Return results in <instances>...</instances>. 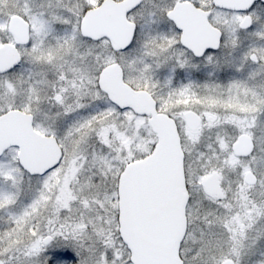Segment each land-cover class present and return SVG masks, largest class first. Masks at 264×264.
I'll list each match as a JSON object with an SVG mask.
<instances>
[{
    "label": "snow or ice",
    "instance_id": "6c2138e0",
    "mask_svg": "<svg viewBox=\"0 0 264 264\" xmlns=\"http://www.w3.org/2000/svg\"><path fill=\"white\" fill-rule=\"evenodd\" d=\"M0 264H264V0H0Z\"/></svg>",
    "mask_w": 264,
    "mask_h": 264
}]
</instances>
